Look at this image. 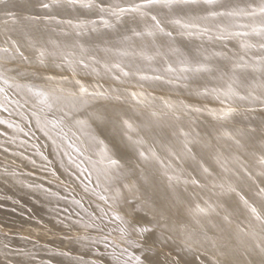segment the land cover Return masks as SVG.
Returning a JSON list of instances; mask_svg holds the SVG:
<instances>
[{
  "label": "bare ground",
  "instance_id": "1",
  "mask_svg": "<svg viewBox=\"0 0 264 264\" xmlns=\"http://www.w3.org/2000/svg\"><path fill=\"white\" fill-rule=\"evenodd\" d=\"M44 2L46 0H8L6 9L0 6V46H3L5 29L15 27L20 30L12 33L13 38L30 56V62L17 59L6 64L5 79L8 83L0 80V88L4 89L0 93V121H5L0 123V264H118L116 256L120 258L119 264L125 261L135 264L134 260L129 261V255L140 256L144 264H210L209 258L217 255V249L225 254L217 257L221 264H260L264 257L255 244L264 238V195L259 194L257 187V184L264 187V177L257 176L258 172L264 171V165L260 163L264 156V109L258 102L250 104L222 95L217 99L211 91L208 95L198 93L204 87L223 92L228 84H232L234 89L247 95L254 86L264 83V72L253 71L252 67L264 59V49L260 48L264 44V33L253 31L264 26V17L259 14L224 15L197 20L196 23L211 30L209 35L212 39L208 35H187V30L171 21L206 17L211 12L251 11L262 0H218L215 5L201 2L171 8L156 5L149 9L162 21L166 30L173 33L172 38L156 37L155 43L163 46L162 51L178 49L179 55L187 58L192 66L206 63L212 69L210 72L177 73L175 75L186 77L179 85L166 82L175 76L165 71L162 58L148 61L140 55L142 51L148 55L156 51L152 38L125 39L134 31H143L145 24L152 23L150 18L125 13L117 20L107 13H100L96 7L80 5L64 4L44 9ZM95 2L106 8H118L130 7L140 0ZM6 11L14 14L18 25L5 24L9 19ZM29 17L35 19L29 21L26 19ZM47 17H55L64 23L50 21ZM69 20L73 24L84 22L88 28L77 35L67 24ZM104 20L113 26L106 27ZM222 28L248 35L215 39ZM192 31L196 32L195 29ZM29 39L38 41V46L42 44L49 48L48 41L68 45L67 50L75 52L77 57L79 49L71 46L83 44L90 49L85 56L90 67L69 66L52 58L41 66L36 61V53L27 50ZM243 44L255 47L245 49ZM105 48L112 49V52L105 53ZM120 50L130 54L120 56ZM91 56L101 63H94L89 58ZM168 60L176 66V56L170 54ZM105 61L121 63L131 75L123 77L116 69L105 71ZM234 63L246 66L233 73ZM141 75H159L164 79L141 80ZM48 76H54L55 80L47 79ZM113 76H121L124 82L113 79ZM64 77L67 81L79 79L90 90L101 85L102 88L96 90L106 91L109 95L108 99L91 98L83 111L74 114L73 119L88 121L89 127L83 131L73 123V119L64 117L61 108L68 101L50 100L53 106L49 109L40 102V97L34 95L39 90L51 96L58 87L74 90V83H61ZM29 87L33 91H29ZM130 92L143 93L150 102L138 104ZM56 94L59 95L58 92ZM117 95L119 100L115 99ZM164 100L183 101L202 111L180 114V120H176L164 108ZM229 106L237 111L226 119L217 118L221 110ZM252 108L255 111L250 110ZM151 112L157 115L153 117ZM212 112L217 115H212ZM62 117L63 123L58 127L48 123ZM121 117L130 119L136 128L127 135L143 143L135 144L127 139L126 129L120 124ZM37 118L40 119L39 124ZM146 123L150 127L145 128ZM236 128L246 129L244 137H237L241 146L223 135L225 131L234 133ZM253 128L256 131H247ZM180 129L189 133L188 140L196 141L189 145L195 159L184 151L185 137L180 134ZM91 136L103 141L108 154L120 160L122 175L118 180L108 182L101 177L97 182L93 163L99 160L97 152L100 146L91 141ZM140 151L145 152L149 159H141ZM173 153L181 156L180 163ZM218 156L220 163L216 162ZM201 162L209 168L211 176L203 173ZM245 169L257 183L245 174ZM166 172L180 175L181 179L194 176L203 187L182 182L170 184L164 175ZM124 183L134 184L136 191L129 194L122 189L128 199L113 201L114 189ZM220 184L225 187L220 188ZM229 186L235 191H228ZM101 196L109 197L108 202L101 200ZM241 197L248 201V205L256 207L261 219H256ZM129 200L136 203L144 201L153 209L164 210L168 216L166 223L176 231L157 226L153 233L140 240L143 247L125 243L122 228L128 226L131 231V226L152 221L149 207L138 210L136 204ZM205 202L213 205L215 211L207 216L197 215L196 206L206 207ZM116 214L124 218V223L114 218ZM92 222L95 227H83ZM184 229L203 242L199 251H184ZM1 231H11L13 236H5ZM19 232L24 233L25 238ZM161 232L171 237L167 243L161 241ZM127 239L136 240L138 237L133 232ZM51 244L64 248V251L56 250Z\"/></svg>",
  "mask_w": 264,
  "mask_h": 264
},
{
  "label": "snow or ice",
  "instance_id": "2",
  "mask_svg": "<svg viewBox=\"0 0 264 264\" xmlns=\"http://www.w3.org/2000/svg\"><path fill=\"white\" fill-rule=\"evenodd\" d=\"M203 2L206 5H215L218 0H140L139 3H136L130 7H118V8H106L102 4L96 3L95 0H46V2L42 3V7L44 9H52L58 6H62L64 4L68 6H77L80 5L85 8H92L96 7L99 9L100 13H107L111 16L116 17L117 20H119L125 13H136L140 17L144 18H150L151 22L150 24H145L143 31H134L133 35L130 37H126L125 39L130 41L133 37H137L140 39H143L145 36L152 38L153 45L156 47V51L152 55H148L145 52H141L140 55L148 60L152 61L156 57H160L165 62V71L169 74H174V79H169L166 82L169 84H177L179 85L180 81L182 79H186L183 75H175L177 73L183 74L188 72H210L212 71L211 67L207 65L206 63H199L195 66L191 65V62L185 58L179 55L178 49H169L168 52L162 51V45H156V37L158 35H162L168 38L173 37V33L171 31L166 30L164 27L162 21L157 17V15L152 14L149 9H151L153 6L156 5H163L164 7L171 8L174 5H195L198 3ZM8 0H0V6L7 8ZM259 14L261 17H264V0H262L261 4L258 7H253L251 11H245L243 9L239 11H228V12H211L209 16L206 17H195L190 18V20H182V19H173L171 21L172 24L178 25L181 29L187 30V35H193V34H199V35H208L209 39H212L213 37L209 35L210 29L207 27H204L198 23H196L197 20H208L209 17L215 18L217 16H237V15H250V16H256ZM5 15L9 17V19L5 20V24L11 23L13 25H18L19 21L16 20L14 14H12L9 11L5 12ZM29 21L35 19L34 17L26 18ZM48 20H56L55 17H47ZM56 23H64V21L56 20ZM104 25L106 27H112L108 20L103 21ZM67 24L71 26L75 31L77 35L83 34L84 30L88 28V25L84 22H77L73 24L71 20L67 21ZM195 29L196 32L194 33L192 30ZM20 29L12 27L7 28L2 33L3 35V46H0V80H3L4 83H8V81L5 79V65L14 62L15 60L19 59L22 61H29L30 62V56L26 54V50H22L21 44L18 42L17 39L13 38L12 33L19 31ZM95 31V28L92 29ZM254 32L257 34L264 33V26L253 29ZM241 35H248V33H240V32H233L230 31L228 28H222L220 30V33L215 37V39L218 40H226L233 36H241ZM38 41L29 39L27 50L34 51L36 53V61L39 65L45 66L46 62L49 60V58H52L53 60H59L61 62H66L69 66H72L73 64H77L81 66L84 69H88L90 67L89 63L85 59V56L90 52V49L85 47L83 44H75L71 47H75L79 49V56L77 57L75 52L67 50L70 46L57 43L56 41H48V44L51 45V47H45L44 45L38 46ZM243 47L245 49L255 47L251 44H243ZM261 49H264V44L260 45ZM105 53L112 52V49L105 48L103 49ZM130 53L126 50H120L118 52V55L120 56H127ZM176 56L175 65L173 66V62H169L168 56L169 55ZM216 55H221L220 53H216ZM94 63L100 64L101 61L97 60L95 56L89 57ZM207 60L208 57H205ZM246 64H240V63H234L232 65V71L235 73L236 69L245 67ZM253 71H260L264 72V59H261L257 65L252 66ZM103 68L107 72H112L113 69H116L121 76L123 77H129L131 73L127 70H125L124 67L121 66V63H109L105 61L103 63ZM11 71H16V69H8ZM93 71H96L95 68H93ZM22 74V73H21ZM99 73L97 72V75ZM73 75H76L75 68H73ZM121 76H113V79L123 83L124 81L121 80ZM141 80H161L164 79L163 77L156 75V76H145L141 75L139 77ZM47 79L49 80H55L54 76H48ZM74 83L75 89H66L64 87H58L57 89L53 90V94L50 96L48 93H45L44 91H35L34 95L40 97V102L44 105H46L49 109L52 108L53 104L50 102L52 101H61L66 100L68 101L65 103L64 107L61 108V111L63 112L64 117H68L69 119H73V116L75 113H78L80 111H83L89 104L91 98L101 97L104 99H108L109 95L106 91H97L96 88H102L101 85H96L92 90H90L88 87H86L79 79H76L74 81H67V78H62L61 83ZM184 87H187V85H183ZM17 87H20V85H17ZM257 89H259V94H257ZM29 91H33L32 88L29 87ZM215 93L217 95V99L220 98V96H224L228 99L237 98L242 101H248L250 104H256L257 102L260 104L261 108L264 109V83H261L259 85L254 86L251 90L247 92V95L241 94L239 91L234 89L232 87V84H228L227 90L220 92L218 89H211L209 90L207 87H204L202 92L198 94L202 95H208L209 92ZM4 89L0 88V93H3ZM59 93L57 95L56 93ZM129 95L132 97L133 100H135L138 104H144L147 105L149 103V97L144 96L143 93H137V92H130ZM140 97H143V99H140ZM115 99L119 100L120 96H116ZM152 99H155L154 97ZM223 103V101H221ZM163 106L165 109H167L169 112H171L176 120H180L181 115L185 114L187 115L189 112H201V108L193 107L191 105L185 104L183 101H169L164 100ZM2 107V105H0ZM252 111H255V108L250 109ZM237 110L229 106L227 109H222L221 113L218 115L217 118L219 119H226L228 117H231ZM212 115L216 116L217 114L215 112L211 113ZM157 115L156 112H151V116L155 117ZM99 118V117H97ZM0 123H5V121H0ZM37 123H40V119L37 118ZM48 123H51L53 127H58L60 124L63 123V117L59 121H48ZM73 123L78 126L82 131L89 127L88 121L86 119L81 118H75L73 119ZM120 124L124 129H126V135L127 133H131L136 131V128L134 127L132 121L128 118H120ZM11 127V125H9ZM145 128L150 127L149 123H146ZM247 131L254 132L256 131L253 129H247ZM180 134L185 137V141L183 143L184 151L189 154L193 159H195V153H193L192 148L189 146L190 144L196 142L193 140H188L187 137L189 136V133L185 132L183 129H180ZM246 134V129L244 128H236L234 133L225 131L223 135L227 137L228 139L232 140L237 146H241V140L237 139V137H244ZM66 135V133H65ZM199 135V134H197ZM91 141L98 144L100 146L99 151L97 152V155L99 157V160L93 163V167L96 170L97 173V182L99 183V180L101 177H103L108 182H114L118 180L122 173H121V162L118 159H115L111 157L108 154L107 146L104 145L103 141L99 140L95 136L90 137ZM127 139L135 144L143 143L142 140H133V137L131 135H127ZM153 156L156 155L155 152L152 153ZM139 156L143 160H148V155L140 151ZM173 156L175 157L176 161L178 163L181 162V156L176 155L173 153ZM217 163H220V157H217L216 160ZM261 165H264V156L260 158ZM99 165V167H97ZM200 167L203 171V173L207 174L208 176H211L212 173L209 170L208 167H206L202 162L200 164ZM245 174L249 176L250 179H253L254 183H257L255 178L252 177V174L247 172L245 169ZM91 175V173H89ZM166 179L170 184L174 183H184V184H192L196 187H203L201 185L200 180L197 179L194 176H190L189 178L181 179L180 175L176 174H168L167 172L164 174ZM257 176L264 177V171L258 172ZM217 185H213V187H216ZM220 188H224L225 186L223 184L219 185ZM257 187L259 188V194L264 195V187H259V184H257ZM125 190L129 194H134L136 191V187L132 183H124L122 187H116L114 189V193L112 196V200H120V199H128L125 197ZM228 191H235L234 188L231 186L228 187ZM101 200H104L105 202H108L109 197L101 196ZM241 199L244 201L245 205H248V201L241 197ZM130 203L136 204V209L143 211L145 207H149V209L152 211V221H150L148 224L145 225H139V226H131V231L129 230L128 226H125L121 229L122 238H124L125 243L130 244L135 247H143V245L140 243V240L145 237L148 233H153L157 226L163 227L167 229L168 231H176L175 227H169V225L166 223L168 220V216L166 215V212L164 210H156L151 208V206L147 205V202L141 201L139 203H136L134 200H129ZM206 207H201L200 205L196 206V214L201 216H207L211 212L215 211V208L211 204H207ZM250 207L251 212L255 215L256 219H261L260 214L257 212L256 207L248 205ZM107 215V213H105ZM116 220L121 221V223H124V218L120 216L119 214H116L114 216ZM227 220V217H225ZM153 221L155 223H153ZM164 221L165 223L161 224V222ZM199 223V221H197ZM84 228H90L95 227V223L92 222L90 224L83 225ZM184 233V240H183V249L187 252H197L200 250V248L203 246V242L196 238L195 235L191 232H188L186 229L182 230ZM135 233L138 239L136 240H129L127 237L131 235L132 233ZM83 239H88V237H83ZM160 239L163 243H167L168 240L171 239V237L166 236L164 232H161ZM207 239V237H205ZM213 248H215V242H212ZM255 248L259 251L260 255L264 257V238H261L259 241L256 242ZM125 252L127 249L124 250ZM206 255V253H205ZM225 254L223 252H219L217 249V255L210 257V264H221V261L217 258L224 256ZM115 259L117 260L119 264V256H116ZM129 261L134 260L135 264H144L143 259L140 256H132L129 255ZM124 264H128L127 261L124 262ZM175 264V262H173ZM203 264V262H201ZM260 264H264V258H262Z\"/></svg>",
  "mask_w": 264,
  "mask_h": 264
},
{
  "label": "rangeland",
  "instance_id": "3",
  "mask_svg": "<svg viewBox=\"0 0 264 264\" xmlns=\"http://www.w3.org/2000/svg\"><path fill=\"white\" fill-rule=\"evenodd\" d=\"M1 233L3 234V235H5V236H13V234H12V232L11 231H1ZM19 235H22L23 236V238H25L24 236H26L24 233H22V232H19ZM39 240H41V239H39ZM38 243H40V244H44L42 241H38ZM51 247H54L56 250H58V251H64V248H62V247H57V246H54V244H51L50 245Z\"/></svg>",
  "mask_w": 264,
  "mask_h": 264
}]
</instances>
